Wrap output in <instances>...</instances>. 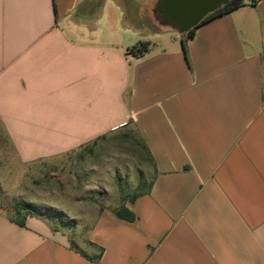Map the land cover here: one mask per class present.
I'll return each mask as SVG.
<instances>
[{
	"label": "crops",
	"instance_id": "crops-1",
	"mask_svg": "<svg viewBox=\"0 0 264 264\" xmlns=\"http://www.w3.org/2000/svg\"><path fill=\"white\" fill-rule=\"evenodd\" d=\"M157 2L0 0V131L18 161L134 127L151 162L132 219L97 214L96 252L0 202V264H264V0L201 25L186 49L149 23ZM139 42L149 52L130 54Z\"/></svg>",
	"mask_w": 264,
	"mask_h": 264
},
{
	"label": "rangeland",
	"instance_id": "rangeland-1",
	"mask_svg": "<svg viewBox=\"0 0 264 264\" xmlns=\"http://www.w3.org/2000/svg\"><path fill=\"white\" fill-rule=\"evenodd\" d=\"M154 28L156 20H149ZM151 162L134 127L111 134L69 155L22 164L0 131V202L14 215L16 202L32 207L77 249L96 252L88 234L97 214L122 211L148 190Z\"/></svg>",
	"mask_w": 264,
	"mask_h": 264
},
{
	"label": "water",
	"instance_id": "water-1",
	"mask_svg": "<svg viewBox=\"0 0 264 264\" xmlns=\"http://www.w3.org/2000/svg\"><path fill=\"white\" fill-rule=\"evenodd\" d=\"M231 0H158L155 20L164 28L182 35L198 27L209 15L226 6Z\"/></svg>",
	"mask_w": 264,
	"mask_h": 264
},
{
	"label": "trees",
	"instance_id": "trees-1",
	"mask_svg": "<svg viewBox=\"0 0 264 264\" xmlns=\"http://www.w3.org/2000/svg\"><path fill=\"white\" fill-rule=\"evenodd\" d=\"M244 5H245V0H231L226 6H224L220 10L216 11L215 13L209 15L198 27H200L201 25H203L209 21H212L213 19H215L219 16H222V15L228 14L232 11H235V10L243 7ZM198 27H196L195 29H193L190 32H188L187 34H185L184 49H186V40L194 37L195 31ZM150 45H151L150 42H139L138 44H136L135 46L130 48L129 53L133 54L135 56H144L146 53L149 52ZM135 197H137V196H134V198ZM13 212H14V215L13 216L11 215L12 218L21 226L25 225L26 219L30 216L43 217V216L35 213L34 210L32 209V207L28 206L27 204H24L23 202H16L14 209H13ZM126 214H127V216H126ZM118 215L120 217H124V218H128V219L133 218V216L126 209H122V211H118ZM43 218H45V217H43ZM45 219H47V218H45ZM99 259H100V256L95 258V260H99Z\"/></svg>",
	"mask_w": 264,
	"mask_h": 264
},
{
	"label": "built area",
	"instance_id": "built-area-1",
	"mask_svg": "<svg viewBox=\"0 0 264 264\" xmlns=\"http://www.w3.org/2000/svg\"><path fill=\"white\" fill-rule=\"evenodd\" d=\"M261 1H263V0H249V3H250L251 5H257V4H259Z\"/></svg>",
	"mask_w": 264,
	"mask_h": 264
}]
</instances>
